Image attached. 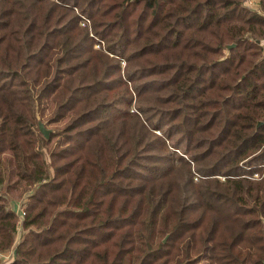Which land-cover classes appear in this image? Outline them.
I'll return each instance as SVG.
<instances>
[{"label": "trees", "instance_id": "trees-1", "mask_svg": "<svg viewBox=\"0 0 264 264\" xmlns=\"http://www.w3.org/2000/svg\"><path fill=\"white\" fill-rule=\"evenodd\" d=\"M254 1L0 0L5 264H264Z\"/></svg>", "mask_w": 264, "mask_h": 264}, {"label": "built area", "instance_id": "built-area-1", "mask_svg": "<svg viewBox=\"0 0 264 264\" xmlns=\"http://www.w3.org/2000/svg\"><path fill=\"white\" fill-rule=\"evenodd\" d=\"M242 1H243V5L245 7L250 8V9H256V2L254 0H242ZM81 25H83V24H81ZM253 178L256 180H259L261 178V176L258 173H255V174H253ZM16 211L18 213V221L16 222V225H15L14 243H13L12 247L10 248V250H8L7 252H4V253H0V259H3V260L9 261L13 257V251H14L15 245L18 243V241L20 239V234L22 232L23 212L19 207L16 208Z\"/></svg>", "mask_w": 264, "mask_h": 264}, {"label": "rangeland", "instance_id": "rangeland-1", "mask_svg": "<svg viewBox=\"0 0 264 264\" xmlns=\"http://www.w3.org/2000/svg\"><path fill=\"white\" fill-rule=\"evenodd\" d=\"M46 115H48V112H46ZM38 121H41V120H38ZM41 122L44 123L45 128L48 129V130H50V131H51V130L53 129V127H54V126L51 125V124H47L46 120H43V121H41ZM37 127H38V123H37ZM21 192H22V188H21V187H17V188H15V189H12V190L10 191V193H7L6 197H7V199L9 200V202H11L10 205H12L13 203H18V202H19L18 198H19V196L21 195ZM23 199H24V197H22L20 200H23ZM23 233H24V231L21 232L19 241L21 240ZM19 241H18V242H19ZM7 261H8V260L0 259V264H5V263H7ZM197 264H206V262H205L204 260H201V261L198 262Z\"/></svg>", "mask_w": 264, "mask_h": 264}, {"label": "water", "instance_id": "water-1", "mask_svg": "<svg viewBox=\"0 0 264 264\" xmlns=\"http://www.w3.org/2000/svg\"><path fill=\"white\" fill-rule=\"evenodd\" d=\"M233 46V45H232ZM232 46H228L227 48L229 49ZM261 123H259L257 125V127L260 125ZM38 130L41 133V135L47 140L49 138V134H50V130L45 128L44 123H42L41 121H38ZM167 239V236L164 238L163 242H165V240Z\"/></svg>", "mask_w": 264, "mask_h": 264}, {"label": "crops", "instance_id": "crops-1", "mask_svg": "<svg viewBox=\"0 0 264 264\" xmlns=\"http://www.w3.org/2000/svg\"><path fill=\"white\" fill-rule=\"evenodd\" d=\"M17 212V211H16Z\"/></svg>", "mask_w": 264, "mask_h": 264}]
</instances>
